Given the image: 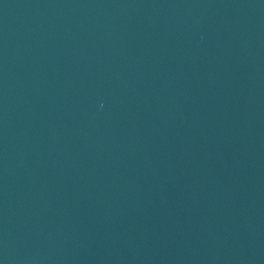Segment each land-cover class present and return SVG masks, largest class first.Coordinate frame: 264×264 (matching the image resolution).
Masks as SVG:
<instances>
[{
    "label": "water",
    "instance_id": "1",
    "mask_svg": "<svg viewBox=\"0 0 264 264\" xmlns=\"http://www.w3.org/2000/svg\"><path fill=\"white\" fill-rule=\"evenodd\" d=\"M0 264H264V0H0Z\"/></svg>",
    "mask_w": 264,
    "mask_h": 264
}]
</instances>
